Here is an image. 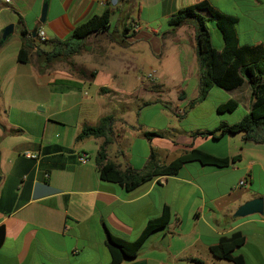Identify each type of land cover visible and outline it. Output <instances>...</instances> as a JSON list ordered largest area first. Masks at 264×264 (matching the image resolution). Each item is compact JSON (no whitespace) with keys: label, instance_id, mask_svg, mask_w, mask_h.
Returning a JSON list of instances; mask_svg holds the SVG:
<instances>
[{"label":"crops","instance_id":"obj_1","mask_svg":"<svg viewBox=\"0 0 264 264\" xmlns=\"http://www.w3.org/2000/svg\"><path fill=\"white\" fill-rule=\"evenodd\" d=\"M44 1L45 17L40 22ZM200 1L0 0V28L12 24L9 35L17 32L18 46L21 29H42L46 35V27L51 34L46 39L62 40L76 24L105 8L110 9V18L122 15L121 8L133 3L137 17L136 22L124 15L129 25L121 28V36L114 29L116 39L107 34L109 24L105 31L88 35L84 41L106 35L110 43L106 54L98 52L104 46H96L98 50L93 51L90 65L85 67L89 71L80 69L77 76L41 67L38 70L30 61L25 62L30 64L29 72L16 73V65L25 63L16 61L18 47L14 50V64L6 69L10 90L22 88L29 79H44L48 95H55L59 103L45 117L29 119L20 107L5 113L0 96V264H108L104 226L113 234L134 239L163 206L170 213L166 225L150 233L134 257L119 264H232L213 256L209 247L233 232L243 236L233 255H241L245 264H264V142L243 140L240 133L218 137L194 134L211 130L221 121H237L223 117L233 110H216L222 101L206 104L208 92L188 107L197 88L189 96L182 90L174 91L172 102L162 99L157 104L134 97L138 91L125 87V75L135 66L131 55L134 45L142 42L155 52L165 40L158 35L161 25L147 32L138 18L145 24L163 21L168 25L169 16L176 10ZM206 1L236 17L238 44H264V0ZM184 26L172 30L168 25V31L184 36ZM192 36L194 42L193 31ZM119 37L123 43L118 42ZM3 61L0 55V84L5 76ZM86 87L92 88L90 96ZM234 96L246 113L252 99L249 85L244 82L234 88ZM176 102H183V107L178 109ZM191 111L198 114L191 115ZM103 116L111 117L105 159L121 171L147 170L151 152L157 166L168 164L190 148L219 157L237 155L238 159L225 167L189 161L175 174L154 175L126 189L98 176L95 154L102 137L75 140L83 126L96 125ZM156 118L163 123L155 124ZM187 119L191 123L183 129L180 124ZM145 131L156 134L146 138ZM25 151L35 157H25ZM80 153L87 154L84 163L76 159ZM256 197L262 198L261 213L234 215L239 205ZM164 234L165 243H161Z\"/></svg>","mask_w":264,"mask_h":264},{"label":"trees","instance_id":"obj_2","mask_svg":"<svg viewBox=\"0 0 264 264\" xmlns=\"http://www.w3.org/2000/svg\"><path fill=\"white\" fill-rule=\"evenodd\" d=\"M110 9L105 8L99 14H93L86 20L76 24L71 33L60 39L38 40L31 36V32L21 29L22 41L16 51V61L25 63L30 61L31 52H34L36 63H49L58 60L61 55L74 54L82 45L84 39L99 31H105L109 24ZM193 19L197 28L194 33L195 55L199 69L197 95L189 101L188 107L194 102L204 98L207 90L212 85L232 90L246 82L251 90V102L249 109L240 119L227 123L221 121L216 127L201 133L218 137L224 133H240L241 138L254 143L264 142V44H238L234 25L236 17L223 13L211 6L206 0L185 6L176 10L167 20L172 30ZM211 21L219 33L221 46L214 47L210 42V33L205 25ZM36 30H34L35 32ZM35 35V33H34ZM1 43V42H0ZM39 44H48L49 51H44ZM39 70V68L37 67ZM93 72H89L91 76ZM237 107L234 98H228L217 104L218 112L232 111ZM111 117L103 116L96 125H85L76 134L75 140L84 137H102V142L95 154V164L100 179L122 184L126 189L149 179L154 175L175 174L183 163L197 161L202 165L225 167L238 159L237 155L219 157L198 148H190L166 165L154 164V155L151 152L147 160V170L140 171L119 170L113 163L105 159L104 147L109 142ZM11 131H18L12 129ZM156 132L145 131L143 135L150 138ZM170 213L163 206L159 215L149 218L138 236L134 239H126L120 235L111 233L105 226L107 236L108 264H119L125 259L135 256L137 250L147 236L160 228H163ZM3 239V227L0 225V244ZM243 242V236L239 232H233L227 237H220L216 244L209 247L211 254L217 258L226 259L232 264H245L239 254L233 255L235 247Z\"/></svg>","mask_w":264,"mask_h":264},{"label":"rangeland","instance_id":"obj_3","mask_svg":"<svg viewBox=\"0 0 264 264\" xmlns=\"http://www.w3.org/2000/svg\"><path fill=\"white\" fill-rule=\"evenodd\" d=\"M133 3H129V6L125 4V7H122V15L113 14L109 18V28L107 34L111 35L110 38L116 39L114 29H118L119 35L121 36V28H128L127 18L124 15H127L132 19V21L137 22L136 12L132 10ZM149 17H153V14H150ZM119 18L117 24L116 19ZM138 23L145 28L148 32L149 29H156L157 24L159 31L158 35H163L165 39L163 44L157 47V50L154 52L151 47H148L147 44L134 45V49L131 52V55L134 57V69L133 75L132 72L128 73V76L125 75V87H129L137 90L138 93L134 95L138 99H149L150 102H156L157 104L162 103V99L167 101H173V92L182 90L186 95H190L193 90H196L198 87V77L200 75L198 64L195 55V41L193 42L192 31L195 33L197 24L193 19H188L185 23L184 36H174L171 31H168V25L163 21H155L154 23L145 24L143 21L139 20ZM121 23H125L126 26H122ZM132 24V23H131ZM6 25V24H5ZM205 25L210 33V42L214 47H218L221 43L219 33L213 26L211 21H206ZM132 26V25H131ZM4 27V26H2ZM1 27V28H2ZM0 28V29H1ZM46 35L51 36L50 30L44 27ZM16 31L11 35H8L6 39L3 40L2 46L0 48V55H3L4 69L3 77L0 84V96L4 101V110L5 113L10 114L12 110L17 108H22L27 111L28 118H41L48 115L51 111L50 109H55L54 105L59 103L58 100H55L57 97L55 95H48V89L44 85V79H32L28 80L22 88L12 87L9 85L10 80L9 73L7 72V66L14 64L11 56L16 49L19 47L18 40L16 36ZM170 34V35H169ZM121 38H118V42L123 43ZM109 38L106 35H103L99 39H86L82 42V45L78 48L77 52L74 54H64L56 61L49 63H36V57L34 52H31L30 63L35 67L46 68L49 70H57L61 73L68 76H77V72L80 69H85L87 65H90V60L93 58V51H97V47L102 46L103 49L98 50L102 51L104 54L107 53L109 46ZM119 43V44H121ZM97 46V47H96ZM40 48L50 50L48 44H39ZM96 47V49H95ZM92 68V67H89ZM30 70V64H17L15 72L16 73H26ZM88 72V68L85 69ZM151 73V77H147V74ZM88 96L92 94V88H85ZM208 94L205 99L206 104H210L214 101H224L228 98H234V89L225 90L223 88L212 85L208 89ZM43 103L46 105L43 108ZM178 109L183 107V102H176ZM167 104V103H166ZM52 105V106H50ZM191 115L198 114L197 111H191ZM223 117L232 120L240 119L244 115V107L242 102L237 100V107L232 112L223 113ZM155 124L163 123V120L156 118L154 120ZM188 123H191L190 120L183 121L180 126L183 129L188 127Z\"/></svg>","mask_w":264,"mask_h":264},{"label":"water","instance_id":"obj_4","mask_svg":"<svg viewBox=\"0 0 264 264\" xmlns=\"http://www.w3.org/2000/svg\"><path fill=\"white\" fill-rule=\"evenodd\" d=\"M45 11H46V2L44 1L41 9H40V16H39V21L42 22L45 17ZM12 31V24H7L1 29V34H0V42H2L6 37L11 33ZM32 35H34V30L31 32ZM262 211V198L261 197H256L252 198L250 200H247L243 202L241 205H239L235 212L234 215L236 216H245L249 215L252 213H261ZM165 234L161 236V243H165Z\"/></svg>","mask_w":264,"mask_h":264},{"label":"built area","instance_id":"obj_5","mask_svg":"<svg viewBox=\"0 0 264 264\" xmlns=\"http://www.w3.org/2000/svg\"><path fill=\"white\" fill-rule=\"evenodd\" d=\"M35 37L38 39V40H44L45 39V35H44V32L42 29H37L35 31ZM151 76V73H148L147 74V77H150ZM23 155L25 157H28V158H34L35 155L30 153V152H23ZM77 161L79 163H84L86 160H87V154L86 153H80L77 157H76ZM239 184H243V180H239L238 181Z\"/></svg>","mask_w":264,"mask_h":264}]
</instances>
